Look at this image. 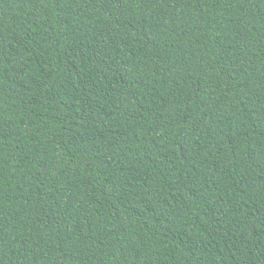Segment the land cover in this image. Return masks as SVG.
Segmentation results:
<instances>
[{
	"label": "trees",
	"instance_id": "1",
	"mask_svg": "<svg viewBox=\"0 0 264 264\" xmlns=\"http://www.w3.org/2000/svg\"><path fill=\"white\" fill-rule=\"evenodd\" d=\"M0 264H264V0H0Z\"/></svg>",
	"mask_w": 264,
	"mask_h": 264
}]
</instances>
